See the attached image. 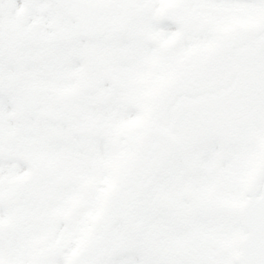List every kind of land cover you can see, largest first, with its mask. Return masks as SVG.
Returning <instances> with one entry per match:
<instances>
[{"label": "snow or ice", "instance_id": "obj_1", "mask_svg": "<svg viewBox=\"0 0 264 264\" xmlns=\"http://www.w3.org/2000/svg\"><path fill=\"white\" fill-rule=\"evenodd\" d=\"M0 264H264V0H0Z\"/></svg>", "mask_w": 264, "mask_h": 264}]
</instances>
